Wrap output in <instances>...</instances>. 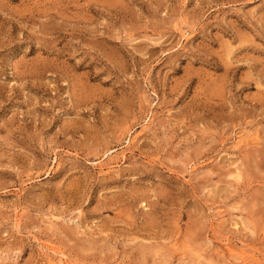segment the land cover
Here are the masks:
<instances>
[{"label": "rangeland", "instance_id": "374dc122", "mask_svg": "<svg viewBox=\"0 0 264 264\" xmlns=\"http://www.w3.org/2000/svg\"><path fill=\"white\" fill-rule=\"evenodd\" d=\"M0 264H264V0H0Z\"/></svg>", "mask_w": 264, "mask_h": 264}]
</instances>
